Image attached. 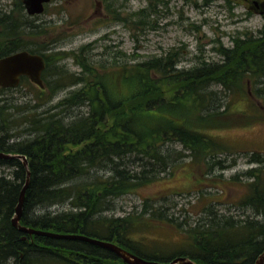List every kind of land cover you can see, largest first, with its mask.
I'll use <instances>...</instances> for the list:
<instances>
[{"label": "trees", "instance_id": "obj_1", "mask_svg": "<svg viewBox=\"0 0 264 264\" xmlns=\"http://www.w3.org/2000/svg\"><path fill=\"white\" fill-rule=\"evenodd\" d=\"M146 1V8L128 18L112 10V5L107 9L115 21L140 17L139 25L146 26L157 4L163 3ZM34 21L21 0L9 12L0 11V58L27 51L40 55L45 65L43 88L23 77L16 88L0 89V152L25 156L30 174L20 224L111 241L161 263L186 257L196 264H256L264 253V158L253 152L252 163L260 167L224 181L208 175L213 167L222 168L220 156L231 154L229 145L211 132L256 118L247 111L229 112L230 104L252 97L264 106V26L255 37L249 33L233 37L230 48L219 42L214 49L218 62L202 60L178 68L181 56L176 52L107 65L90 56L93 45L57 51L58 38ZM67 59L79 72L67 70ZM69 87L76 89L50 105L58 92ZM19 90H28L34 105L31 101L18 104L12 92ZM220 93L230 97L224 107L218 104ZM73 108L86 111L70 116ZM258 119L264 121V115ZM22 135L29 138L13 142ZM175 145L187 154L168 152L167 147ZM186 158L195 169H204L196 185L217 184L221 191L214 196L199 193L196 221L189 223L184 217L175 224L151 198L142 200L139 212L104 215L114 200L150 185ZM129 162L138 163L139 170L129 169ZM1 169L8 171L0 173V264H124L109 250L84 241L28 235L14 228L11 220L26 170L17 159H0ZM226 189L235 193L225 194ZM63 205L69 209L51 211ZM151 227L177 233L181 239L174 247L177 252L164 257L160 251L170 249L167 246L135 239Z\"/></svg>", "mask_w": 264, "mask_h": 264}, {"label": "rangeland", "instance_id": "obj_2", "mask_svg": "<svg viewBox=\"0 0 264 264\" xmlns=\"http://www.w3.org/2000/svg\"><path fill=\"white\" fill-rule=\"evenodd\" d=\"M15 1L0 0V11L9 12ZM162 1L163 3L157 4L156 12L151 15L150 25L146 26L139 25L140 17L134 18L132 22L128 19L126 23L115 21L113 14L107 9L108 4L112 5V10L123 18H128L129 15L146 8V0H51L41 15L32 17L35 18L34 24L47 28L53 39L58 38L57 51L71 52L85 45H93L90 56L98 63L107 65L156 58L168 52H176L181 56L178 68L193 67L202 60L218 62L220 57L214 49L218 47L219 42L230 48L233 37L243 35L242 33L255 37L264 26V0H254L261 5L257 8L245 0H228L229 4L227 0ZM262 10L263 14H260ZM64 64L69 72H79V68L71 59L65 60ZM212 88L220 90L219 87ZM75 89L76 87H69L58 92L50 105L57 104ZM12 94L18 104L31 101L30 104L34 105L33 96L28 90H19ZM218 97V104L223 107L230 99L225 93H220ZM254 102L250 97L245 101L231 103L229 112L247 111L248 115L256 118H249L244 125L236 124L234 127L211 132L229 145L231 154L219 157L223 161L222 168L213 167L209 178L215 180L221 176L224 181L249 168L260 167L252 163L251 154L255 152L264 158V121L258 119L264 115V106ZM47 107L48 105L44 108ZM85 111V108H73L68 114L71 116ZM28 138V135H22L13 139V142ZM167 148L172 154L174 151L187 154L179 145ZM128 168L137 171L139 164L129 162ZM3 171L8 170L1 169L0 173ZM204 173L201 166L195 169L189 158L180 160L174 167H169L161 173L150 185L138 187L114 200L111 210L106 211L104 215L124 217L139 212L142 200L151 198L158 200L153 205H162L165 209L163 213L172 218L175 224L182 222L184 217H188L189 223H193L198 216L196 204L200 198L199 193L208 192L212 196L221 193L215 182L204 181L206 185L216 184L210 185L211 187L196 185L195 179ZM199 189L201 192H198ZM224 193L234 194L235 191L226 189ZM163 197L164 199H161ZM51 209L53 212L65 211L69 206ZM222 209L226 210V206H222ZM135 239H142L151 245L167 246L170 249L160 251V255L164 257L177 252L174 247H177L181 240L177 233L166 227L142 230Z\"/></svg>", "mask_w": 264, "mask_h": 264}, {"label": "water", "instance_id": "obj_3", "mask_svg": "<svg viewBox=\"0 0 264 264\" xmlns=\"http://www.w3.org/2000/svg\"><path fill=\"white\" fill-rule=\"evenodd\" d=\"M24 6L25 12L28 16L41 15L44 12L45 6L50 3L51 0H21ZM257 4L256 1H253ZM263 14V10L260 11ZM45 69L44 60L40 55L31 54L27 51H18L0 58V89H14L16 88L21 78H27L33 85L43 88L41 76ZM1 160L17 159L22 163V166L26 170L25 184L20 192L18 203L15 208V215L11 220L12 226L18 229L20 232L35 235L49 237L53 239H75L84 241L94 246L109 250L116 258L121 260L124 264H196L192 260L186 257H177L169 263H161L157 261L146 260L141 258L132 252L112 243L111 241L99 240L95 238L86 237L84 235H65L51 232H44L35 230L32 228L24 227L20 224V217L23 208L24 195L29 184L30 174L28 172V161L25 156L19 154H6L0 152ZM256 264H264V253L259 257Z\"/></svg>", "mask_w": 264, "mask_h": 264}, {"label": "flooded vegetation", "instance_id": "obj_4", "mask_svg": "<svg viewBox=\"0 0 264 264\" xmlns=\"http://www.w3.org/2000/svg\"><path fill=\"white\" fill-rule=\"evenodd\" d=\"M245 1H247V2H248L249 4H251L252 6L254 5L256 8H257V7H261L260 4L258 5V3H257V4H254V3H253L254 0H250V1H249V0H245Z\"/></svg>", "mask_w": 264, "mask_h": 264}]
</instances>
